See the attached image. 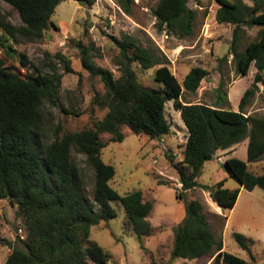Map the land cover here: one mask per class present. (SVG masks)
<instances>
[{
	"label": "trees",
	"instance_id": "1",
	"mask_svg": "<svg viewBox=\"0 0 264 264\" xmlns=\"http://www.w3.org/2000/svg\"><path fill=\"white\" fill-rule=\"evenodd\" d=\"M1 1L16 10L21 18L23 26L18 28L0 17L4 36L18 43L20 39L42 40L49 27L55 26L52 17L65 0ZM75 1L91 8L97 0ZM192 1L199 0H161L154 11L159 28L180 38L191 36L197 19V12L189 7ZM252 1L250 6L241 1L217 0L221 5L217 21L235 26L231 54L238 73L247 76L253 64L257 69L255 82L242 97L239 111L227 108L228 96L221 87L215 105L186 103L181 99L183 92L196 94L210 75L201 67L193 68L182 84L167 67L155 71V80L163 82L165 88L140 83L134 64L150 70L169 62L165 56L160 59L152 50L141 46L133 36L114 39L120 50L114 59L121 73L119 78L96 64L94 47L78 43L83 68L92 77H99L106 89L104 95L94 97L93 105L107 113L95 124V129L67 133L45 145L41 134V108L46 101L56 104L63 74L51 63L50 73L23 77L6 66L0 57V202L8 199L18 206L17 214L27 231L26 239H19L18 246L9 243L12 252L5 264H107L108 254L97 242L90 241V237L94 226L117 218L115 202L122 204L127 224L139 240L150 235L153 229L148 217L153 204L144 201L142 191L122 197L110 185L116 170L102 159L105 145L100 135L111 133L116 142H123L121 128L126 126L135 134L163 138L172 128L165 110L169 102L181 113L189 134L182 165H175L185 192L178 195L179 199L200 187L209 191L219 206L233 209L241 189L225 188V181L212 187L203 186L198 179L205 164L212 161L218 151L228 150L245 140H249L248 160L231 157L224 165L246 190L264 189V175L249 171V163L264 155V117L248 116L245 112L258 84L264 83V0ZM118 3L126 14L131 13L132 0H118ZM255 26L262 27L257 40L240 52L244 28ZM1 38L0 45L11 55L12 48ZM57 57L64 66V73H72L70 61L62 54ZM29 63L24 55L21 65L26 67ZM73 148L86 155L95 171L92 200L85 193L80 170L72 159ZM186 209V218L174 230L172 260L212 258L209 264H257L252 251L254 239L241 233L233 234L237 244L250 254L253 262L248 263L224 251V243L212 232L200 201L189 202Z\"/></svg>",
	"mask_w": 264,
	"mask_h": 264
},
{
	"label": "rangeland",
	"instance_id": "2",
	"mask_svg": "<svg viewBox=\"0 0 264 264\" xmlns=\"http://www.w3.org/2000/svg\"><path fill=\"white\" fill-rule=\"evenodd\" d=\"M160 1L132 0L131 13L126 14L118 0H97L91 8L75 0H65L52 17L55 26L51 25L44 38L36 42L20 39L17 43L4 36L0 30L1 39L7 47L12 48L9 55L0 45V57L6 66L23 77H34L39 72L50 73V64L53 63L63 74L56 104L46 101L41 108V134L45 145L52 144L67 133L95 129V124L103 120L107 113V110L93 105L94 97L97 94L104 95L106 89L99 77H92L83 68L78 43L94 47L96 64L112 71L119 78L121 73L114 59L120 50L114 39L133 36L141 46L152 50L160 59L165 56L169 62L150 70H143L139 64H134L133 69L140 83L165 88L163 82L155 80V71L167 67L182 84L193 68L201 67L208 70L210 75L202 82L196 94L183 92L181 99L186 103L215 105L218 101L217 91L221 87L228 96L227 108L239 111L242 97L255 82L257 69L253 64L247 76L238 73L234 55L231 54L235 26L217 21L221 5L217 0L190 2L189 7L197 12L194 33L180 38L159 28L154 11ZM230 1L253 5L252 0ZM0 17L15 27L23 26L18 12L1 0ZM244 30L240 52L245 51L250 42L257 40L262 27H245ZM59 54L70 61L72 73H64V66L57 57ZM24 55L30 62L26 67L21 65ZM165 110L172 128L171 133L163 138L151 139L146 134H135L126 126L121 128L125 137L123 142H116L111 133L100 135L105 145L102 159L116 170L110 185L122 197L134 191H142L144 201L152 202L153 211L148 217L152 233L139 240L127 224L122 204L115 202L113 206L117 218L94 226L90 241L97 242L108 254L107 264H208L212 259H171L174 230L186 218L187 204L200 201L212 232L224 243L225 252L248 263L253 262L250 254L233 237L234 233H241L255 240L252 251L256 263L264 264V189L246 190L236 178L230 176L224 165L231 157L247 161L248 141L218 151L215 158L205 164L198 179L203 186L212 187L225 181V188L241 189L233 209L219 206L210 192L200 187L184 194V199H179L178 195L185 192L175 165H182L189 134L173 102L167 103ZM245 112L248 116L264 117V83L258 84L255 97ZM71 154L80 170L85 193L92 200L95 171L89 165L86 155L75 148ZM249 171L255 175H264V155L260 160L249 163ZM17 209L18 206L11 200L0 202V264H5L12 252L9 243L18 246L19 241L27 237Z\"/></svg>",
	"mask_w": 264,
	"mask_h": 264
},
{
	"label": "crops",
	"instance_id": "3",
	"mask_svg": "<svg viewBox=\"0 0 264 264\" xmlns=\"http://www.w3.org/2000/svg\"><path fill=\"white\" fill-rule=\"evenodd\" d=\"M187 130V129H186ZM188 131V130H187ZM248 141V143H249V140H247ZM218 209H220V208H218ZM219 213V212H218ZM212 259V258H211ZM213 260V259H212ZM212 260H210V262L212 261ZM210 262H208V264L210 263Z\"/></svg>",
	"mask_w": 264,
	"mask_h": 264
}]
</instances>
